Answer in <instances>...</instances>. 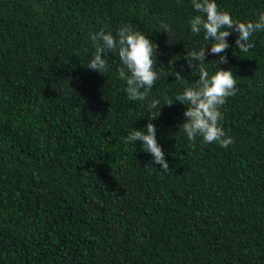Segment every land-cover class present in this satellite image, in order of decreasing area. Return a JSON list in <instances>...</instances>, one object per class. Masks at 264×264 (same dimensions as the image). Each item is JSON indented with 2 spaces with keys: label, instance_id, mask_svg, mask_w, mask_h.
<instances>
[{
  "label": "trees",
  "instance_id": "trees-1",
  "mask_svg": "<svg viewBox=\"0 0 264 264\" xmlns=\"http://www.w3.org/2000/svg\"><path fill=\"white\" fill-rule=\"evenodd\" d=\"M216 3L242 21L264 11ZM196 14L191 0H0V264H264V31L247 53L232 32L217 65L237 81L220 108L233 143L189 141L175 99L198 78L186 52L211 43L191 32ZM124 24L158 46L159 73L184 81L166 75L130 101L117 53L105 74L89 69L90 35ZM153 97L167 171L124 142L146 131Z\"/></svg>",
  "mask_w": 264,
  "mask_h": 264
},
{
  "label": "clouds",
  "instance_id": "clouds-1",
  "mask_svg": "<svg viewBox=\"0 0 264 264\" xmlns=\"http://www.w3.org/2000/svg\"><path fill=\"white\" fill-rule=\"evenodd\" d=\"M191 4L197 13L189 20L191 32L195 35L203 32L204 39L211 43L199 50L186 52L187 65L192 69L191 75L198 78L194 84L184 87L175 99L187 106L183 114L184 122L179 125V129L189 141L201 137L204 144L217 143L227 149L233 143V138L226 134L220 123L223 119L220 108L228 97L235 96L238 89L233 71L218 68L217 65L228 62L225 52L230 47L227 38L232 32L237 33L236 49L247 53L254 47L251 37L256 32L264 31V11L257 13L256 20L242 21L234 19L229 12L220 10L216 0H191ZM170 30V26L164 25L165 32ZM89 39L95 51L87 67L105 74L109 69L104 54L117 53L121 61L118 76L126 81L125 91L130 101L147 100L156 81L166 75L174 74L176 81H184L185 77L174 67H168L170 71L164 75L156 70L158 46H154L153 41L142 31L133 30L130 24L122 25L115 34L101 28L98 32H93ZM209 51L219 55V60L215 61V71L211 74L205 67ZM174 61H169V65ZM172 103L173 100H169L165 104L171 106ZM162 106L159 99L153 97L148 105L150 115L147 117L146 131L133 127L124 142H142L143 150L152 156L151 165H160L162 171H167L169 164L157 141V128L153 123L160 115Z\"/></svg>",
  "mask_w": 264,
  "mask_h": 264
}]
</instances>
